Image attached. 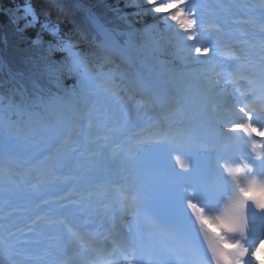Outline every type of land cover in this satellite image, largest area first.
<instances>
[{"label": "snow or ice", "instance_id": "1", "mask_svg": "<svg viewBox=\"0 0 264 264\" xmlns=\"http://www.w3.org/2000/svg\"><path fill=\"white\" fill-rule=\"evenodd\" d=\"M43 5L0 0V264H262L264 0Z\"/></svg>", "mask_w": 264, "mask_h": 264}, {"label": "trees", "instance_id": "2", "mask_svg": "<svg viewBox=\"0 0 264 264\" xmlns=\"http://www.w3.org/2000/svg\"><path fill=\"white\" fill-rule=\"evenodd\" d=\"M92 3H97L98 0H90ZM13 3H21V0H12ZM17 42L19 44V48L24 49L26 52V44L20 43L15 36L12 35V27L9 24H6L0 21V47L5 53V57L8 58L10 61L14 57V51L12 52L11 49L8 48L9 43ZM22 53V51H21ZM13 65V63H12ZM28 69L26 70V72Z\"/></svg>", "mask_w": 264, "mask_h": 264}]
</instances>
